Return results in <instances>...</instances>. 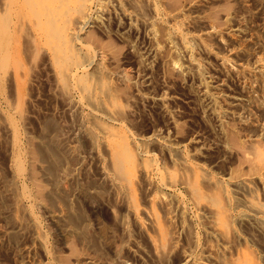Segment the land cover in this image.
Masks as SVG:
<instances>
[{
    "label": "rangeland",
    "instance_id": "374dc122",
    "mask_svg": "<svg viewBox=\"0 0 264 264\" xmlns=\"http://www.w3.org/2000/svg\"><path fill=\"white\" fill-rule=\"evenodd\" d=\"M140 1L93 0L91 18L82 32L92 52L87 69L99 65L107 71L124 107L119 119L110 121L123 124L137 140L148 142L138 152L140 160H152L162 171L171 168L176 178L181 177L186 160L224 181L236 192L233 199L244 196L232 184L234 173L241 171L242 178L254 179L257 195L264 200V183L246 158L251 138L259 137L258 146L264 153V84L259 75L247 72L255 66L256 57H264V0H179L178 8L171 0H162L163 20L156 34L139 16L133 20L127 16L140 2L150 20L157 18L154 0ZM175 19L184 21L188 33L200 36L193 53L207 78L219 81L211 90L219 94L218 100L196 92L194 87L200 81L188 69V55L166 34V27L171 29ZM35 32L38 35L31 28L32 36ZM22 40L25 43L30 36L24 33ZM36 49L32 54L23 53L22 63L11 65L4 85L0 83V264H51L48 249L52 247L58 252V262L52 264H185L186 260L187 264H224L242 251L255 264H264V232L255 229L253 220L237 219L243 206L232 211L227 233L215 234L206 209L184 184L163 178L159 171L148 183L138 173L134 201L139 211L154 207L151 198L157 192H165L167 197L155 208L174 243L167 252L157 253L152 243L157 233L148 218L141 214L142 226L124 207L123 195L104 173L107 148L92 147L84 138V126L89 122L81 115L92 108L78 90H73L74 101L69 100L56 78L50 49ZM223 57L230 59L228 64ZM216 106L224 111L221 118L213 111ZM8 114L17 124L26 153L14 149ZM231 128L242 146L230 142ZM55 138L62 139L61 144ZM14 153H22V173L17 171ZM79 182L93 193L106 192L103 199L84 196ZM23 183L30 190L24 200L36 209L47 243L38 238L33 215L18 207ZM203 191L215 188L208 185ZM86 199L100 206L97 214ZM107 222L112 241L101 229ZM196 239L202 242L199 249Z\"/></svg>",
    "mask_w": 264,
    "mask_h": 264
},
{
    "label": "bare ground",
    "instance_id": "6f19581e",
    "mask_svg": "<svg viewBox=\"0 0 264 264\" xmlns=\"http://www.w3.org/2000/svg\"><path fill=\"white\" fill-rule=\"evenodd\" d=\"M119 1L122 2V0ZM171 1L178 8L179 0ZM140 2H138L139 4L135 2L134 10L129 11L127 16L131 20H133L132 18L135 15L139 16L146 23L148 30L152 34H156V31H159L158 23L163 20L164 8L162 0H154L152 4L153 11L157 17L153 20H150L145 15V9L143 10L144 7ZM92 3L93 0H0V83L4 85L11 65H20L22 63L21 58L23 53L28 51V54H32L40 46L50 49V56L55 65L56 78L61 88L68 94L69 100L71 102L74 101L73 90H78L82 100L87 102L92 108L86 115H81L84 117V122H89L88 125L84 126L85 133L83 134H86L84 138H88L91 141L92 147L99 148V146L103 145L107 148L108 164L105 167L104 173L111 178L116 189L123 195L124 207H127L134 214L142 226L145 225V221L142 220L141 214H144L148 218L149 225L157 233L156 237L152 240L157 253L167 252L168 247L174 243L166 235L160 216L155 208L156 203L165 202L167 197L165 192H157L151 198L154 207L151 206L143 211H139L134 201L135 178L138 173L143 175L148 183L153 179V174L159 171L163 178L170 177L171 182L184 184L195 199H197V203L206 209V214L213 222L211 231L215 234L225 235L227 233L230 227L229 221L232 223L233 219L232 211L237 210L239 206H243L244 209L238 211L237 219L248 222L253 220L255 229L264 232V200L259 199L257 195V190L253 185L254 179L242 178L241 171L234 173L232 184L235 186L236 191L243 193L244 196L243 198L235 197L233 199L232 194L236 192L224 181L212 177L206 171L195 169L193 166L188 165L186 160H183L184 162L181 165V177L176 178L174 171L170 170L171 168H165L162 171L158 169L152 160L145 158L144 160H140L138 158V152L140 149L144 150L148 142L137 140L123 124L111 122L119 119L117 115L120 116L124 111V107L119 101L117 91L112 83L113 81L110 80L107 71H104V68L99 65H96L92 70L87 69V66L92 63V52L90 46L84 43L82 32L91 18L90 8ZM27 23L33 25L31 28L34 31L36 29L38 35L35 32L32 36L31 28L27 26ZM24 33L30 36V40H27L25 43L22 40ZM166 34L172 40L179 42L188 55V69L193 70L200 81L194 87L196 92L213 99L212 101L218 100L219 94H215L211 90L213 83L216 86L220 85L219 81H214L212 76L207 78L206 72L202 68V62L193 53L194 42L201 40L200 36L188 33L185 29V23L181 19H175L171 29L166 27ZM28 44L31 50L28 49ZM229 61L228 57H223L224 64H228ZM247 69L250 75H259L264 84V57H256L255 66ZM17 80H21V78L18 77ZM213 111L220 118L224 115L222 108L217 106ZM8 117L13 127L12 140L14 149L21 150L22 153L28 152L26 146L23 145V139L19 135L16 122L11 114H8ZM231 130V134L229 135L230 142L242 146L243 144L239 140L237 132L233 128ZM81 135L79 133V137ZM56 140H59V138ZM59 142L58 145L61 144L62 139ZM56 145L54 143V147ZM250 145L251 150L246 152V158L251 161V166L257 173V179L264 183V153L258 146L259 137L251 138ZM30 146L28 147L30 148ZM51 148H53V145ZM94 149L96 150L97 148ZM52 151L54 150L52 149ZM172 151L178 153V149L174 147ZM22 153H14L15 164L19 173L25 171V165L23 166L24 163L22 164L21 161ZM55 154L58 156L56 152ZM77 160H79V157ZM52 161L54 162V159ZM59 161L61 162L62 159ZM59 161L58 165L62 164H59ZM58 165H56V168L61 166ZM208 185H212L215 191L204 192L203 188ZM79 186L80 193H83L84 196L92 199H103L104 192L99 190L93 193L83 183H80ZM22 187L24 189L21 190L20 188ZM20 188L17 199L18 207H22L25 212H30L33 215L32 225L38 234V238L41 242L47 243L48 236L43 229L41 220L35 213L36 209L32 207V203L29 204L24 200L28 197L27 193L30 190L26 187L25 183ZM221 198H226L229 201L224 203ZM92 199L86 200L92 212L97 214L100 206L93 205L95 203L92 202ZM98 203L101 204L102 202ZM127 225L129 228V223ZM101 229L104 236L112 241L113 234H110V230L112 229H110V222L104 223ZM194 242L195 248L199 249L202 243L201 240L196 239ZM262 243L264 246V241ZM48 250L52 262H58L56 248L52 247V249ZM116 254H120L119 249L116 250ZM254 260L249 253L242 251L238 252V256L231 261H224V264H255ZM188 261L186 260L185 264ZM79 262L80 264H85L82 261Z\"/></svg>",
    "mask_w": 264,
    "mask_h": 264
}]
</instances>
